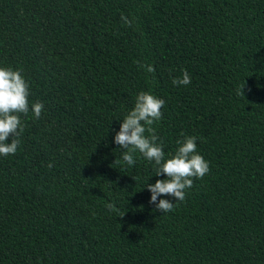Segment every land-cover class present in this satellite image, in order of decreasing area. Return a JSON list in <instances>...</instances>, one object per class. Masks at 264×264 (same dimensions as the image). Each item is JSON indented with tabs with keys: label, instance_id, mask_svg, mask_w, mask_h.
Wrapping results in <instances>:
<instances>
[{
	"label": "trees",
	"instance_id": "obj_1",
	"mask_svg": "<svg viewBox=\"0 0 264 264\" xmlns=\"http://www.w3.org/2000/svg\"><path fill=\"white\" fill-rule=\"evenodd\" d=\"M0 66L44 104L0 156V264H264V0H0ZM140 91L210 167L168 213L153 163H114Z\"/></svg>",
	"mask_w": 264,
	"mask_h": 264
},
{
	"label": "clouds",
	"instance_id": "obj_2",
	"mask_svg": "<svg viewBox=\"0 0 264 264\" xmlns=\"http://www.w3.org/2000/svg\"><path fill=\"white\" fill-rule=\"evenodd\" d=\"M124 24L131 27L132 20L121 15ZM137 65L145 68L148 73H154L152 65ZM191 83V76L187 70H182L180 77L172 79L174 86H187ZM244 87V86H243ZM30 85L22 71L0 66V156L14 155L21 141L24 127L21 115H27L31 110L33 118L38 120L44 110L43 102L29 103ZM243 89V88H242ZM242 89L240 90L243 94ZM165 101L149 91H140L132 107L120 123L119 131L114 136V143L122 150L121 160L114 163L133 166L136 163L135 155H139L149 163L154 164V175L165 176L157 179L154 184H146L151 193L149 203L155 204L156 210L168 213L174 210L176 202H183L186 191L193 187L195 179H202L209 171V163L197 152V138L181 133L182 139L176 141L177 149L174 154L166 158L163 144L156 134L154 125L163 117L161 109ZM11 137V142L6 143ZM49 168L53 164L49 162ZM134 179V178H133ZM171 197L159 199L160 196ZM173 200L175 202H173ZM110 211H117L114 204H106ZM125 215L122 214L120 217Z\"/></svg>",
	"mask_w": 264,
	"mask_h": 264
}]
</instances>
